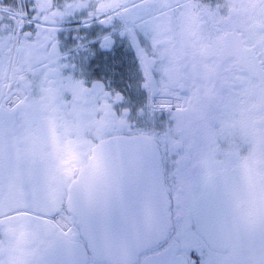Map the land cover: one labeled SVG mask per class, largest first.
<instances>
[{
	"label": "flooded vegetation",
	"instance_id": "1",
	"mask_svg": "<svg viewBox=\"0 0 264 264\" xmlns=\"http://www.w3.org/2000/svg\"><path fill=\"white\" fill-rule=\"evenodd\" d=\"M224 14L242 22L247 47L229 33L215 41L211 53L246 67L238 96L208 98L179 114L174 106L158 107L162 97L142 87L134 51L117 42L115 62L122 67L105 82L110 84L109 91L124 96L125 103L116 111L129 110L126 124L96 114L79 90L74 96L61 97L33 89L15 112H9L7 105L0 110V210H27L26 215L0 214L3 264H189V257L196 264H260L264 72L254 64L253 53L264 51V4L225 0ZM199 30L194 19L186 39L194 43L192 34ZM67 35L61 36L62 41ZM194 52L198 60L203 59L198 47ZM69 62L76 67L66 75L88 81L97 78L91 69H81L79 55ZM139 137L151 141L157 150L167 232L134 261H102L92 253L122 251L124 235L136 229L139 202L144 198L139 185L113 177L95 188L89 184L84 230L73 214L70 193L97 147L110 140ZM236 168L248 171L249 177L217 176ZM249 216L255 218L251 227L245 223ZM68 229L71 233L65 236ZM238 236L240 246L235 243Z\"/></svg>",
	"mask_w": 264,
	"mask_h": 264
},
{
	"label": "snow or ice",
	"instance_id": "2",
	"mask_svg": "<svg viewBox=\"0 0 264 264\" xmlns=\"http://www.w3.org/2000/svg\"><path fill=\"white\" fill-rule=\"evenodd\" d=\"M224 5L225 0H0V110L7 105L9 112H15L33 89L61 97L79 90L96 114L126 124L129 110L116 111L125 98L109 91L105 82L122 67L115 62L117 42L134 51L142 87L162 97L158 107L174 106L179 114L208 98L238 96L246 67L211 53L215 41L229 33L247 47L242 22L226 16ZM194 19L200 30L192 34L193 43L186 32ZM68 39L71 46L65 43ZM196 47L202 60L197 59ZM73 55L80 56L81 69H91L97 78L66 75L75 70L69 62ZM253 61L264 72V51L253 53ZM0 214L26 215L27 210L13 207ZM70 233L68 229L64 235ZM235 243L241 245L239 236ZM260 256L264 264V239ZM189 264L196 261L189 257Z\"/></svg>",
	"mask_w": 264,
	"mask_h": 264
},
{
	"label": "water",
	"instance_id": "3",
	"mask_svg": "<svg viewBox=\"0 0 264 264\" xmlns=\"http://www.w3.org/2000/svg\"><path fill=\"white\" fill-rule=\"evenodd\" d=\"M248 171L236 168L217 176L228 180L245 179ZM129 183L132 180L139 185L140 197L139 217L134 222L135 230L124 235L123 250L114 253L93 252L99 260L119 262L134 261L140 252L149 249L163 239L167 232L166 210L163 202L158 172V154L155 146L146 138L115 139L102 143L97 147L86 168L79 174L70 193L73 214L84 230L85 196L89 184L99 185L106 179ZM146 195V197H145Z\"/></svg>",
	"mask_w": 264,
	"mask_h": 264
},
{
	"label": "clouds",
	"instance_id": "4",
	"mask_svg": "<svg viewBox=\"0 0 264 264\" xmlns=\"http://www.w3.org/2000/svg\"><path fill=\"white\" fill-rule=\"evenodd\" d=\"M245 223H246L249 227H251V226H253V225L255 224V218L252 217V216L246 217V218H245Z\"/></svg>",
	"mask_w": 264,
	"mask_h": 264
}]
</instances>
